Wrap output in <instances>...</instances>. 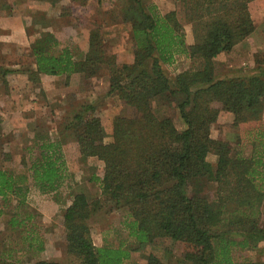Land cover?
I'll return each instance as SVG.
<instances>
[{
	"label": "trees",
	"instance_id": "1",
	"mask_svg": "<svg viewBox=\"0 0 264 264\" xmlns=\"http://www.w3.org/2000/svg\"><path fill=\"white\" fill-rule=\"evenodd\" d=\"M69 1L61 16L86 3ZM254 1L183 0L195 36L193 44L185 45L174 12L158 20L141 0H122L123 18L135 40L131 60L117 62L101 30L93 27L79 58L67 46L59 47L56 36L46 31L30 46L32 65L13 69L0 62L5 86L6 75L14 71L26 73L34 85L40 83L42 73L65 75L66 83L73 74L88 80L105 73L106 95H116L125 107L113 117L110 133L93 102L80 103L62 122L63 131L76 142L78 155L102 164L100 173L92 172L89 178L97 185L95 197L89 199L77 191L63 211L66 252L75 264H130L128 249L95 245L88 224L98 211L122 207L132 218L126 227L140 245L169 238L180 242L182 257L191 264H253L234 262L231 254L232 245L246 248L264 242V226L257 213L264 202V159L240 155L232 143L213 138L210 129L220 109L232 114L233 125L260 120L264 53L254 54L250 74L217 78L214 67L216 56L230 52L254 31ZM178 50L185 53L189 65L172 76L164 72L162 63H170ZM163 96H180L176 106L183 129L170 117L154 112L153 103ZM253 131L263 144L264 132ZM1 144L0 136L1 201L10 197L24 204L29 184L41 192L62 184L66 175L59 140L44 139L40 156L29 166L23 162L24 169L19 171L1 163L5 155ZM209 154L215 155L214 164L207 159ZM207 184L214 190L212 199L205 194ZM5 213L0 206V218ZM30 218L12 215L6 223L18 230ZM31 227L22 235L20 246L7 247L1 239L0 264H66L37 257L44 249L43 238L36 225ZM145 264L167 263L149 254Z\"/></svg>",
	"mask_w": 264,
	"mask_h": 264
},
{
	"label": "rangeland",
	"instance_id": "2",
	"mask_svg": "<svg viewBox=\"0 0 264 264\" xmlns=\"http://www.w3.org/2000/svg\"><path fill=\"white\" fill-rule=\"evenodd\" d=\"M7 1L0 0V6ZM53 1L59 7L54 9V17L58 10L61 12L70 5L69 0ZM62 2H67V5L61 6ZM141 2L146 11L158 20H164L167 13L174 12L182 28L180 33H182L184 44L189 45L195 42L193 25L183 0H141ZM39 4L42 6L40 2ZM122 5V0H86L84 5L75 7L70 15L65 14L60 20L57 18L56 27L54 26L53 29L54 32H58V38H56L61 44L59 47L67 46L74 56L81 54L80 45L83 44L87 49L88 32L91 28L97 27L101 30L107 50L116 55L117 62L131 60L135 40L129 23H126L123 18ZM256 6L255 10L251 9L255 31L246 41V45L234 50L228 55L229 57L226 55V60H223L225 58L223 55L214 58L217 78L254 72V54L264 53V0L256 3ZM47 15L49 16L48 13ZM33 17L32 24L25 28L26 33L16 30L13 33L11 30L9 33L10 18L0 19V25L6 27L0 28V62H3L1 64L13 69L32 65L30 46L40 33L47 31V28L42 27L41 13ZM188 65L185 53L180 50L172 53L170 63H162L164 72L172 76L187 68ZM26 79V73L14 71L6 75L5 86L0 75V136L1 148L5 153L1 163L14 171L23 170V162L27 166L31 165L40 156V145L49 137L61 142L66 176L62 184L51 192H41L29 184L24 204H18L17 199L10 197L0 200V206L6 210L0 218V241L4 239L7 247L20 246L22 235L34 229L31 227L34 224L36 232L43 238L44 245V249L38 252L37 257L75 264L73 258L66 252L62 229L63 211L70 203L72 194L77 191L84 192L89 199L95 197L97 185L89 178L92 172L100 173L102 164L98 160L85 161L78 155L76 142L68 132L63 131L62 122L64 117L80 103L93 102L102 124L110 133L113 117L125 111V107L116 95H106L108 82L105 73L98 78L88 80L71 76L67 83L65 75L42 73L38 85ZM39 90H46L48 94L46 102L40 96ZM179 99L180 96L160 97L153 103V109L157 115L170 117L178 129H183L185 126L176 106ZM215 107L220 108V104L215 103ZM126 112L130 113L131 110ZM232 120V114L220 109L217 120L211 126L210 135L232 143L242 156L249 157L255 154L264 159V143L260 142L259 136H254L253 131L264 132V107L258 121H246L233 125ZM106 139H110V136ZM7 155L10 159H6ZM207 159L214 164L216 157L209 154ZM205 194L210 199L214 198V190L208 184L205 187ZM257 213H260V223L264 226V202L258 206ZM12 215L19 219L31 215V218L24 221V225L16 230L10 229L6 223ZM131 219L126 207L98 211L88 222L94 244L128 249L132 254L130 264H145L149 254H155L167 264H191L183 259L179 241L158 238L150 244L140 245L126 227V223ZM1 248L3 245L0 246ZM231 256L234 262L264 264V242L261 241L254 247L246 248L232 245Z\"/></svg>",
	"mask_w": 264,
	"mask_h": 264
},
{
	"label": "crops",
	"instance_id": "3",
	"mask_svg": "<svg viewBox=\"0 0 264 264\" xmlns=\"http://www.w3.org/2000/svg\"><path fill=\"white\" fill-rule=\"evenodd\" d=\"M42 4V6L39 4V2ZM261 0H256L254 2L251 3V8L253 10H255L256 3H258ZM70 2V1H69ZM3 5L0 6V19L2 18H6L9 19L11 21V26L8 25V27H10V31H8L9 33L12 30V33L14 32V30L20 32H25V28H27V26L32 24L33 21V16L35 14L41 13L42 19H41V23H43L42 27L47 28V31H51L52 33H54V35L58 38V32H54L53 27H56V19L58 18L59 20L62 19L63 17L60 15V10H58V12L56 13L57 15L54 17L53 13L54 9L56 10L57 8H59L53 0H8L5 3H2ZM61 6L65 7V5H67V2H62L60 4ZM38 9V10H37ZM41 9V10H39ZM40 11V12H39ZM47 13L49 14V16L47 15ZM55 15V14H54ZM54 18H53V17ZM6 28L5 26H1L0 28ZM255 31V29H254ZM253 31V33H254ZM6 32V33H8ZM26 33V32H25ZM27 35V34H26ZM252 35V33H251ZM249 35L247 38H245L243 41L237 43L233 49L228 52V53H220L217 57L223 55V60L227 59V56L230 55V53H232L234 50H238L239 47H243L244 45H246V41L248 40V38L251 36ZM30 36V35H29ZM17 43V42H16ZM21 43V42H19ZM24 47V46H23ZM27 47V45L25 46ZM81 47V55L82 53H84L86 51L85 47L80 45ZM80 53H78L75 58H79ZM227 55V56H226ZM229 57V56H228ZM73 78H79L80 79V75L79 74H73L72 75ZM43 77V76H41ZM43 80V78H41ZM28 81V79H26ZM40 91V96L43 97V99L46 102V99L48 97V94L46 93V90H39ZM18 102V100H17ZM40 103V102H39ZM18 104V103H17ZM40 105L42 106V104L40 103Z\"/></svg>",
	"mask_w": 264,
	"mask_h": 264
}]
</instances>
